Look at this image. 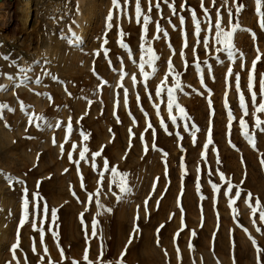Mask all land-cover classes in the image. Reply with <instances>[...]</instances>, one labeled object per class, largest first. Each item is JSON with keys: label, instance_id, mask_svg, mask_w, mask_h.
Returning <instances> with one entry per match:
<instances>
[{"label": "rangeland", "instance_id": "rangeland-1", "mask_svg": "<svg viewBox=\"0 0 264 264\" xmlns=\"http://www.w3.org/2000/svg\"><path fill=\"white\" fill-rule=\"evenodd\" d=\"M6 1L9 15L0 11V85L7 89L0 91V104L8 106L0 112V264H86V249L95 264L101 244L103 264L120 258L126 245L124 264H258V259L264 264V222L259 215L264 210V132L255 126L256 116L264 121V113L253 115L248 89L258 49L253 90L259 104L264 29L255 0H215V6L213 0H203L207 17L201 0H169L177 15L163 0L159 12L157 0H152L148 13L149 0H140L143 12L152 20L144 46H151L159 56L155 74L145 64L146 82L139 70L143 20L136 22V0H120L121 9L113 8L112 0ZM238 4L244 6L240 12L236 11ZM26 8L29 13L24 21ZM189 9L195 10L200 21L199 43ZM217 10L225 31L236 23L251 30L235 32V60L227 51H216L222 47L215 42ZM110 11L113 18L108 28ZM180 16L185 18L183 25ZM157 21L167 37L161 32L160 39H153ZM121 41L128 47H121ZM144 58L148 59L147 54ZM169 58L183 85L176 101L187 113V119L181 118L173 107L175 123L167 108L166 88L175 83L171 75L165 91L155 94L167 74ZM122 65L127 75L121 80ZM25 68L31 70L22 73L20 69ZM229 68L233 75L226 79ZM237 73L246 116L239 106ZM132 75L137 78L135 84ZM102 82L106 83L100 87ZM124 88L128 90L127 104ZM20 101L26 111L21 110ZM154 105H159V115ZM33 113L45 118L40 127L29 124ZM242 116L255 137V148L241 134ZM69 119L72 131L67 134ZM58 122L60 127H56ZM209 130L212 143L205 149ZM84 147L88 149L86 159L80 160ZM95 152L101 155L93 160ZM105 159L108 171L104 170ZM112 167L128 174L126 193L120 192L121 177L111 172ZM101 172L104 178L98 183ZM8 176L14 178L11 185ZM228 181L238 186L241 198L235 199L236 187L227 193ZM213 184L218 190L214 191ZM248 192L253 195L252 206L256 198L260 201L255 224L246 202ZM13 245H17L15 259Z\"/></svg>", "mask_w": 264, "mask_h": 264}, {"label": "snow or ice", "instance_id": "snow-or-ice-1", "mask_svg": "<svg viewBox=\"0 0 264 264\" xmlns=\"http://www.w3.org/2000/svg\"><path fill=\"white\" fill-rule=\"evenodd\" d=\"M163 2L165 4H167L169 9L172 11L173 15H177L174 3H169V0H163ZM125 3H128V0H125ZM225 3H227V0H225ZM255 3H256V14L260 18V20H259L260 26H261L262 29H264V11H261L262 0H255ZM112 4H113V8L121 9L120 0H112ZM213 5L215 6V0H213ZM155 7H156L158 12L161 11L160 0H157V2L155 4ZM181 7L183 8L184 5H181ZM243 7L244 6L242 4H238V6L236 8V11L237 12L242 11ZM201 8L203 9L205 16L207 17L208 16V9L204 8L203 0H201ZM151 11H152V0H149L148 13H151ZM189 11H190L191 16H192L193 24L195 26V35L197 36V43H199L200 42L199 41V36H200V32H201L200 21L197 19L196 12H195L194 9H189ZM231 16H232V13H231V10H229V17L231 18ZM135 17H136L137 24L141 23V18L143 20L142 37H141L142 43H141V46H140V51H141L142 55L140 57L139 70H140V72H141V74H142V76L144 78V81L146 82L149 79V73L145 71V64L149 65L152 68V74H155V72L157 71L156 66H155V62L157 60H159V56H157L155 54V52H154V50H153V48L151 46H148L147 48H145V46H144V43H145L144 38H145V36L147 34V31H148V25L152 22V20H151V16L149 14H145L143 12V10L141 8L140 0H136ZM112 18H113V15H112V12L110 11L109 15L107 17V20L109 21V23L107 25L108 28H111V26H112L111 23H110ZM179 19H180L181 25H183L185 23V18L183 16H180ZM221 20H222V17L220 16L219 10H217V19H216V22H215V25H214V27L216 29L215 42H216V44L222 45V47L221 48H217L216 51L217 52L227 51V54H228L229 58L232 59V60H235L236 59V50H235V46H234V43H233V38H234L235 32L238 31V30H243V31H251V30L250 29H241L239 24L236 23V24L232 25L231 30L225 31L224 28L221 27ZM169 23H171V20H169ZM173 28H175V25H173ZM156 32H157V35L154 36L153 39H160L159 33H161V32H163L164 36L167 37V32L163 28H161L159 21L156 22ZM120 35H123L122 30L120 32ZM73 36H74V34H73ZM253 37H254V34H253ZM203 43L205 45V48L207 49L208 43H209L207 37H205ZM120 46L124 47V48L128 47L122 41L120 42ZM184 47L185 48L187 47L186 41H185ZM172 51H173V53L175 52L174 49H172ZM193 51L195 52V48L193 49ZM257 52H258V55L256 57V60L253 61V69L249 73V78H248V89H249V92L251 93L252 104H253V106L255 108V112L253 113L254 116H256V113H264V77H262L261 80H260L261 102L259 104L256 103L257 95H256V92L253 90L254 89V75H253V73H254V70H255V65H256L257 61L260 59V55H259V50L258 49H257ZM145 54H147V56H148V59L146 61H145V58H144ZM105 55H107V50H105ZM129 55H130V58H131V52L130 51H129ZM180 55L183 58L184 57V52L182 51L180 53ZM6 59H7V57H6ZM133 62L135 63V61H133ZM109 63H111V62L109 61ZM196 67L199 70L200 64H199L198 58H197ZM30 70L31 69H28V68L20 69V71L22 73H26V72H28ZM94 74H95V72H94ZM125 75H127V73L124 72L123 65H122L121 70H120L121 80L124 78ZM168 75H171L172 79L175 81L173 86H170V87L166 88V92H167V108H168V111H169V116H170V119L172 120V122L175 123L177 118H176V116L172 115L173 107H175L178 110V112L180 113L181 118L187 119V113H186L185 109L182 106H180V104L176 101V93H177V91H182L183 90V85L180 83V79H179L180 73L175 71V68H174V66L172 64L171 58H169V60L167 61V74L165 76V79L161 82V86L156 89V93L155 94L157 96H160L161 93L165 91L164 85L166 84V81L168 79ZM232 75H233L232 69L229 68L227 76H226V79H227V77H230ZM235 77H236V89H237V92L239 94V106H240V108H241V110L243 112V116H246L248 114L247 104L245 102V97H244V95H243V93H242V91L240 89V75L237 73V74H235ZM8 78L9 79H13L12 77H8ZM25 80H26V77L21 80L20 84H17L15 86L16 87L21 86L25 82ZM38 80H39V78H37V82H38ZM132 81H133L134 84L136 83L137 78H136L135 75H132ZM104 83H106V82H102L100 87H102ZM121 87H123V85H121ZM145 87H147L146 83H145ZM6 90L7 89L5 88V86L0 85V91H6ZM37 94L38 95H43L42 93H37ZM124 96H125V104H127L128 90L126 88H124ZM48 99H51V97L49 96ZM137 99L139 100V97H137ZM210 104H211V102H210ZM20 107H21L22 111H26L27 110L26 106L23 103V101H20ZM154 107H156L157 114L159 115V105H154ZM6 108H8V106L6 104H0V112H2ZM9 110H12V109H9ZM243 116L241 117V119L239 121L240 127H241V134L245 137V139L248 140L249 144L253 148H255V146H256L255 137H254L253 134L248 132V130H247V128H248L247 122L245 121ZM228 117H229V121L231 122L232 119H233V115H232L231 111H229ZM44 119L45 118L43 116H36L33 113L32 115L29 116V124L31 125L33 123H36V126L40 127V123L39 122L43 121ZM262 124H264V121H261L259 119V117L256 116L255 126L260 132H264V127L261 126ZM161 126L162 127H166L164 125L163 120H161ZM56 127H60V122L57 123ZM148 127L149 128L152 127L150 122L148 124ZM186 127H187V125H186ZM230 127H231V125L229 124V135H230ZM71 131H72V125H71V119H69V122H68V125H67V128H66V132H67V134H70ZM129 131H130V136H131L132 135L131 134V129ZM192 135L194 137L195 133L193 132ZM81 136L83 137L84 140L88 139V136L85 135L83 132H81ZM66 141H67V136H66ZM53 143H55V139H53ZM211 143H212L211 131L209 130L208 140H207V143L204 145V148L207 149L208 145L211 144ZM60 147H61V150L63 151V145H61ZM154 147H155V145H154ZM233 147H235V146L233 145ZM75 148H76V145L73 144V150H75ZM145 151H147V148H145ZM87 152H88L87 147H84L80 151V153H79L80 160H85L86 159V153ZM101 152H102V149H101ZM101 152L92 153L93 160L95 159V157L100 156ZM203 155H204V153H202V156ZM68 156H69V160L71 161L72 160V153L70 152L68 154ZM76 163L78 165L79 161H76ZM218 163H219V160H218ZM261 163L264 164V160H262ZM93 167H95V164H93ZM104 170L105 171L109 170V162L107 161V159L104 160ZM110 170H111V172L114 175H120V177H121L120 184H119L120 192L121 193H126L128 191L127 182H126V177H127L128 174L127 173H118L116 167H112ZM99 176H100V179H99L98 183H101L103 181V178H104V172H101L99 174ZM220 177L223 180L224 179V174L220 173ZM7 179H8V182H9L10 185L14 182V178L11 177V176H8ZM15 182H19V181H15ZM227 183H228L227 193H231L232 190H233V187H236L237 191L235 192V199L241 198V190L238 188V186L232 185L231 181H228ZM241 183H243V181ZM83 186L84 185H83V179H82V187ZM212 186H213L214 191L218 190L217 185L213 184ZM25 192H26V189H25ZM113 195L116 196L117 200L120 199V196H118L116 193H113ZM252 198H253L252 193L248 192L247 193V197H246V202H248L249 207L251 208V211H252V214H253V223L255 224L254 217H255V214L257 212V209L260 208V201H259V198H256L255 206H252V204H251ZM89 201H91V194L89 195ZM234 202H235L234 199L230 200V203H234ZM145 203H147V201ZM97 206L98 207L100 206L98 201H97ZM27 207H28V200L25 199V201H24L25 217L27 216ZM108 211H111V209H108ZM47 212H48V209H47V206L45 205V207H44L45 215H47ZM259 215H260L261 221L264 222V210H261L259 212ZM81 216H83V214H81ZM52 218H53V221H54L55 220V210L52 211ZM24 222L25 221L22 219L21 220V226L23 225ZM96 223L97 222L94 220L93 221V231H92L93 237L96 236ZM33 229L36 230V225L35 224H33ZM257 230L259 231L260 229L258 228ZM40 231H41V243L43 244V242H44V233H43L42 229ZM245 231H247V230L245 229ZM52 235L55 238L57 233L53 232ZM129 243H131V236L129 238ZM253 243L255 244V241H253ZM16 247H17V245H13V249H12L13 250V254H14V259H15ZM126 250H127V245L125 246L124 252L121 253V257L118 258L114 262L110 261L109 264H124L123 256L126 255ZM35 251H36V249H35V246L33 245V252H35ZM44 251H45V253H47V251H48L46 245L44 247ZM177 251L179 252V249H177ZM257 251L259 253V251H261V250L257 249ZM60 252H61V256L63 257L64 256L63 249H60ZM102 257H103V244H101V255H100V257H98V261L95 262V264H103ZM41 259H43V257ZM83 259L86 262V264H94V262L89 260V258H88V250L87 249L85 250V255H84ZM17 264H19L18 261H17ZM50 264H51V262H50ZM72 264H79V262L73 261ZM258 264H259V259H258Z\"/></svg>", "mask_w": 264, "mask_h": 264}, {"label": "bare ground", "instance_id": "bare-ground-1", "mask_svg": "<svg viewBox=\"0 0 264 264\" xmlns=\"http://www.w3.org/2000/svg\"><path fill=\"white\" fill-rule=\"evenodd\" d=\"M8 2L6 0H0V11H1V15H4V14H8L9 15V12H10V9H9V5H6ZM27 6V5H26ZM26 12L24 14H27L26 16H24V21H27L28 19V13H29V10L28 8H26ZM24 11V10H23ZM10 26V25H9ZM14 27V26H13ZM7 30V29H6Z\"/></svg>", "mask_w": 264, "mask_h": 264}]
</instances>
